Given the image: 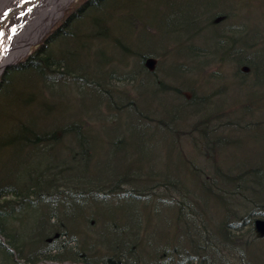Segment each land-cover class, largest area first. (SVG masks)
Returning <instances> with one entry per match:
<instances>
[{"label": "trees", "instance_id": "1", "mask_svg": "<svg viewBox=\"0 0 264 264\" xmlns=\"http://www.w3.org/2000/svg\"><path fill=\"white\" fill-rule=\"evenodd\" d=\"M111 1L84 0L73 7L57 28L46 36L28 57L9 67L0 78V100L5 105V117L2 118V112L0 114V150L8 151L10 161L17 163L20 154L52 152L59 141L60 149L69 154L67 157L73 164L80 167L79 171L75 172L72 165L56 158L47 165L28 171V183L22 187L3 186V177L0 176V233L6 238V245L0 240V264H257L258 257H254L252 249L256 242L264 241V226L257 224L260 220L264 221V140L256 139L254 133L258 129L264 130V112L261 105V100L264 99V23L259 29L252 27L248 10L258 0H244L243 15L219 10L223 12L222 16L208 21L206 30L210 32V36L204 43H211V48L216 50L217 55L205 57L207 67L204 73L201 68L204 66V58L196 57L194 50L187 43L179 42V39L175 38L167 39V44L177 41L178 48L186 46L189 52L187 56H191L189 58L198 65L190 71L191 77L198 74L204 76L207 70L216 64L228 67L226 70H230L231 74L228 77L229 74L224 71L223 74L217 70L208 71L204 76V88L186 85L180 90L173 89L175 92H181L182 96L185 93L190 94V97L186 98L185 106L179 107L176 93H172L171 88L161 82L155 84L157 76L154 70H148L145 65L148 55H155L158 51L138 54L134 49L135 52H132L130 44H126L118 36L111 35ZM125 13H129L130 22L137 23L136 16L132 15L129 9L125 10ZM201 16L203 15L199 12V17ZM193 17V14L189 17L188 28L182 25L170 30V34H179L186 29L190 31L192 26L199 28V23H196L198 19L193 21ZM235 21L238 22V28ZM241 25H244V28H241ZM82 39L86 42H81ZM88 46L99 50L103 46V50L110 54L132 53L138 57L139 73L144 70L148 71L149 77H156L151 78V81H154L152 86L155 87V93L174 96L173 110L160 112L154 109L152 113L151 107L134 104L139 102V97L142 99L140 103L144 101L138 84L134 87L136 99L127 94L123 95L124 93L122 96L112 89L106 90L98 80L90 81V74L93 72H97L98 76L101 73L100 77L103 73V80L115 74H112L110 64L105 66L107 73L100 70L97 55L88 57L87 62L76 65L77 61L73 59L81 49L92 54ZM256 47L258 48L252 50ZM246 53L254 55L241 57ZM70 60L72 63L69 66ZM118 64L121 65V61ZM244 68L249 70L245 71ZM24 75L32 77L29 83L27 80H21ZM69 81L72 84H69ZM65 83L75 86L81 94H85L86 91H81L88 87H95L102 92L99 94L102 97H99L95 104L96 107L105 105L106 110H101L102 113L95 115L107 122L106 126L110 123L109 127H117L120 121L132 118V108L136 106L134 108L138 109L137 117L146 119V126H152L147 130L155 133L160 129L162 133L171 136L177 150L182 149L187 137L192 134L183 128H193L192 131L199 134L193 138L196 151H190V154L182 153L183 164L187 168L182 169L185 172L191 171V179L202 190L198 202L195 203V198L193 201L197 211L202 209L205 212L213 207L207 196L220 199L224 214L226 211L227 215L216 225V231L221 232L219 237L224 245L218 244L206 225L193 218L191 224L187 222V231L184 232L185 239L190 240L189 250L183 251L187 245L181 247L180 244L173 248L156 249L153 245H144L145 234L139 232L141 228L131 230L127 225L125 228L121 225L118 227L120 220L123 223L125 218H115L110 223L97 214L96 210L105 208L116 200H139L143 196L131 189L123 193L126 186L135 180L131 170L124 174H128V177L115 180L119 174L113 166H106L103 172L95 166L96 151L88 138L92 135L81 124L72 123L66 125L64 130L55 132L39 130L37 125H34L39 119L47 117L50 109L56 106L49 98L54 95V86L62 87ZM33 102L35 106L30 109ZM140 107L149 110L144 113V110H139ZM36 109L37 114L33 113ZM7 119L9 122L12 120V124L6 125L9 126L6 134H1V126ZM194 120L198 122L191 125ZM171 122L180 127V131H174L175 125ZM146 136L142 139L145 140ZM54 137L59 138L55 143L52 141ZM108 139L106 146H112L109 148L114 149V154L119 151L126 154L129 142H126L125 138L110 136ZM246 139L247 142L250 141L247 148L250 153L248 150L247 154L236 153V148ZM120 143L123 146L120 147ZM200 150L202 152L199 157L204 163L203 166L191 161ZM223 152H227L225 167L218 158ZM232 152L237 154V161L230 155ZM115 155H110L113 160ZM203 156L206 157V164ZM199 157L194 160H200ZM163 181H166L164 185L169 186V189H175V194L182 193V187L186 189L176 180ZM228 199L236 206V210L229 208ZM179 211L182 213L181 208ZM244 211L247 214L241 216ZM32 213L36 214L32 233L19 234L17 225L28 222ZM129 223L134 227L131 220ZM94 225L96 228H93ZM167 250L172 251L170 256H166ZM163 251L166 253H162ZM225 252L234 256L233 259H227ZM261 259L264 262V254Z\"/></svg>", "mask_w": 264, "mask_h": 264}, {"label": "rangeland", "instance_id": "2", "mask_svg": "<svg viewBox=\"0 0 264 264\" xmlns=\"http://www.w3.org/2000/svg\"><path fill=\"white\" fill-rule=\"evenodd\" d=\"M82 1L84 0H74L72 3H70L64 9L60 18L48 31L45 37L39 43L32 45L28 54L16 61L15 64L28 57L44 41L46 36H48L55 28H57L68 12H70L73 7L79 5ZM243 1L244 0H112L109 4L110 19L112 22V28L110 31L111 35L116 37L118 36L126 44H130V46H132L130 47L132 52H135L134 49L137 50L138 54L158 51V53H155V55H148L147 57L149 61H155L154 73L157 78L155 76L152 77L151 75V77H149V74H147L148 71L143 70L142 73H139V58L135 57L132 53L123 55L121 52H119L117 54L112 53V55L108 51L103 50L105 49L103 46L100 50L88 46V48H91L92 54H88L84 49H81L80 53L75 56L76 58H74L73 61H77L76 65H79L83 62H87L89 60L88 57H95L97 55V63H99L100 70L107 73L105 66L110 64L112 67L110 69L112 74L114 73L115 75L121 76H107L108 78L106 77V79L103 80V73L102 77H100L101 73L98 76L97 72H93L90 74L92 76L90 81L97 82L98 80V83L106 90L112 89V91L121 93V95L124 93L123 95L127 94L136 99L137 94L134 87H136L138 84V86H140L144 101L140 103L142 99L139 97V102L136 101L134 104L138 103L137 105L139 106L140 104L141 107L147 105V107H151L152 113L154 109H157L160 112H171L174 106V96L172 94H156L154 91L155 87L152 86L154 81H151V78H156L155 84L161 82L164 85L169 86L173 93L175 92L173 89L180 90L181 87L186 85H189L188 87L192 85V87L198 86L199 88H204L206 85L204 82V76L209 73L208 71L214 72L213 70H217L222 74L224 71L229 74L228 77H230V70H226L228 67H221L220 64L213 65L207 70V73H205L204 76L197 73L198 75L191 77L192 73H190V71L194 70L192 68H196L198 65L193 61V59L189 58L191 56H187L189 52L186 46H181L178 48V44L180 41L187 43V45H189V47L194 50L196 57H202L201 59L204 58V66H201L202 73H204V69L207 67L205 57H215V55H217L216 50L211 48V43L208 45H205L204 43L210 36V32L206 30L208 27V21L214 17L216 19L218 16H222L221 14L223 12H220L219 10L225 12L232 11L236 15H240V13L243 15L245 7V3H243ZM128 9L132 15L136 16L137 23L130 22L129 13H125V10ZM212 11L215 12L212 14ZM199 12L200 15L203 16L199 17ZM192 14L194 15L193 21L198 19V22L196 23H199V28H194L195 26H192L193 29L189 28L191 29L190 31H187L186 29L179 34H170V30L181 27L182 25L188 28V25L190 24L188 23V20ZM248 15H250L252 19L251 26L255 27V29H259L258 27L264 23V1L258 0L257 3L248 10ZM234 23L238 28V22L235 21ZM241 28H244V25H241ZM203 33H205V35H203ZM200 34L203 36L201 37ZM173 38L176 40L179 39V42L177 43V41H174L169 44L166 43L167 39ZM81 42L86 41L82 39ZM131 43L138 47H135ZM257 48L258 47L252 48V50ZM253 55L254 53H252V55L246 53L241 57H252ZM122 59L124 60L123 62ZM120 61L121 65L118 64ZM71 63L72 62L70 60L69 66ZM210 64H212V61H210ZM5 70L2 72L0 78L3 76ZM111 71H109V73H111ZM98 77H100V79ZM31 78L32 77L30 76L24 75L21 77V80H27L29 83ZM140 81L144 82L140 83ZM69 84L72 83L69 81ZM54 87L55 88L52 89V93L54 95L50 96L48 93V96H50V101L56 103V106L50 109V113L46 115L47 117L39 119L34 125H37L39 130L55 132L64 130L66 125L72 123L81 124L83 128L89 130V134L92 135L88 138L90 139V142L96 151L94 160L95 166L98 167V169H100L102 172L105 170L106 166H113L112 168L117 169L119 174V177L116 176L115 180L128 177V174L127 176L124 174L131 170L135 180L131 181V185L126 186V189L123 191V193H126V190L131 189L134 190L136 194L143 196V198H139V200H135L134 198H129L128 200H116V202L109 203L105 208L96 210L97 214L103 217L106 222L110 223L114 221L113 219L115 218H125L123 223L120 220L122 224H118V227L121 225L123 228H125L127 225V227H129V229L131 228V230L132 228H134V230L141 228L139 232L145 234L144 245H153V247L156 249L161 247L173 248L175 245L179 246L180 244L181 247H185L187 245L183 251L189 250L190 240L185 239L186 234H184V232L187 231V222L191 224L193 218H195L196 221L206 225L210 234L212 232L211 235L213 238L217 239L219 242L218 244L224 245L219 237L221 232L219 230L216 231V225H218L227 215L226 211L224 214V208L222 203L219 201L220 199L216 200L213 197L209 196V198L207 196L206 198L211 202L213 207L205 210V212L202 211V209L197 211L193 201L195 198V203L198 202L197 199L202 196V194H200L202 190L199 189L195 181L191 179V171H188V173L182 169L183 167L186 168L183 164L184 159L182 153L190 154V151H196L193 147V138L199 134H196L194 131H192L193 128H183L184 131L186 130L192 134H189V137H187V140L185 141L187 144L184 143L182 149L177 150L178 148L176 149V146L173 145V138L171 136H167L166 134L162 133L160 129L155 132L156 134L150 130H147L152 126H146V119L137 117L138 109H135L136 106H134L135 108H132L134 110L132 111L134 115L132 118H129L130 120L124 119L120 121V123L115 120L116 123L118 122L119 124L117 127L112 128L109 127L111 126L109 125L110 123L107 124L108 126H106L105 124L107 122L98 119L96 116L97 113H102L101 110H106L105 105L96 107L95 102L102 97L99 95L102 93L99 89H95V87H88V89L81 91L82 93L86 91L85 94H81L75 86L68 85L67 83L63 84L62 87ZM183 92L185 93V91ZM207 92L211 93L213 91ZM15 93L11 94L15 95ZM175 93L179 101L177 106H185L186 98L190 97V94L185 93L186 95L184 94L182 96L181 92ZM2 103L3 102L0 100V114L2 112L1 115L3 118L5 117V112L3 110L5 105ZM34 104L35 102L32 103V107L30 109L35 106ZM261 105L262 111L264 112V99L261 100ZM141 107L139 110L142 112L145 111L144 113H147L149 110ZM35 112L37 114V109L36 111H33V113ZM196 122H198V120H194L191 125ZM10 123L12 124V120L10 122L8 119L4 121V124L1 126V134L7 133L9 126L6 125ZM171 123L174 124V122ZM155 125H157V122ZM187 126L189 127L190 125L187 124ZM176 130L180 131V127L175 125L174 131ZM254 134L256 139L264 140V130L261 131L258 129V131ZM145 135L147 136L144 140L142 138H144ZM110 136L112 138L123 137L125 138L126 142H129V145L126 147V154L123 151H119L118 153H115V155L113 153L114 149H110L112 146H109L110 148L106 146L105 142L109 140L108 137ZM57 138H52V141L55 143ZM199 138L200 137H198V140ZM56 143H58L55 144L57 147L55 150H52V152L41 154L24 152L20 154L17 163L10 161V153L8 151L0 150V176L3 177V186L17 185L22 187L27 185L28 171L36 170L43 165H47L56 158L63 159L67 165H72L75 169V172L79 171L80 167L73 164L72 160L67 157L69 154H65L66 152H63L62 149H60L59 141ZM63 143H65L64 140ZM118 145H120V147L123 146L121 143ZM249 145L250 141L247 142V139L242 141L241 146L236 148V153L247 154L246 152L249 151L247 149ZM201 152L202 150L195 154L191 161L197 165L203 166L204 163L199 157ZM236 153L232 152L230 155L237 161L238 158ZM110 155H115L116 158L113 160ZM226 155L227 152H223L218 157L222 166H224ZM205 156H203L204 161L206 158ZM196 157H199L200 160H194ZM166 179L171 181L176 180L183 184L186 189L184 190L182 187V193L179 194L177 192V194H175L173 191L175 190L174 188L169 189V186L164 185L166 181L162 182V180ZM143 186L146 187L144 188ZM226 190L228 191L229 188ZM196 193H198V195ZM172 201L174 203H172ZM227 205H229V208L232 207L233 210H236V206L232 204L230 199H228ZM179 208L182 209V213L179 211ZM245 214H247L246 211L242 212L241 216H244ZM35 218L36 214L32 213L28 222H25L22 225H17L18 233L21 235L32 233L31 228L33 227ZM129 220H131V222L134 224V227L131 226ZM94 226L93 228H96V226ZM0 240L6 245V238L2 236L1 233ZM252 250L254 257H258L259 262L256 263L264 264L261 259V256L264 254V241L260 240L256 242L253 245ZM167 251V253L165 251L162 253H166V256H170L172 251ZM224 255L229 260L233 259L234 257L231 256L229 252H225ZM15 257H17L16 254Z\"/></svg>", "mask_w": 264, "mask_h": 264}, {"label": "bare ground", "instance_id": "3", "mask_svg": "<svg viewBox=\"0 0 264 264\" xmlns=\"http://www.w3.org/2000/svg\"><path fill=\"white\" fill-rule=\"evenodd\" d=\"M74 0H0V76L28 54Z\"/></svg>", "mask_w": 264, "mask_h": 264}, {"label": "water", "instance_id": "4", "mask_svg": "<svg viewBox=\"0 0 264 264\" xmlns=\"http://www.w3.org/2000/svg\"><path fill=\"white\" fill-rule=\"evenodd\" d=\"M45 35H46V34H45ZM45 35H44V37H45ZM44 37H43V38H44ZM43 38H42V39H43ZM42 39H41V40H42ZM41 40H40V41H41ZM40 41H39V42H40ZM39 42H38V43H39ZM36 44H37V43H36ZM154 64H155V61H153V60H150V61L148 60V61H147V67H148L150 70H154ZM8 66H10V65H8ZM8 66H7V67H8ZM7 67H6V68H7ZM244 70H245V71H248L249 69H248V68H244ZM257 224H258L259 226H264V221H261V220H260V221L257 222ZM39 264H41V263H39ZM47 264H59V263L48 262Z\"/></svg>", "mask_w": 264, "mask_h": 264}]
</instances>
